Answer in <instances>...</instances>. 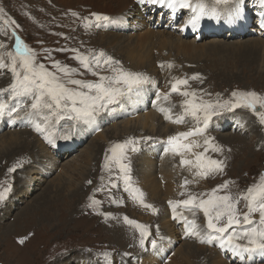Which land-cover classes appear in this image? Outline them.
Here are the masks:
<instances>
[{"label":"rangeland","instance_id":"rangeland-1","mask_svg":"<svg viewBox=\"0 0 264 264\" xmlns=\"http://www.w3.org/2000/svg\"><path fill=\"white\" fill-rule=\"evenodd\" d=\"M203 2L209 14L215 7L220 18L205 16L192 30L190 25L186 26L193 15L190 10L180 9L178 19L173 21L169 12L164 16L167 7L159 4L149 7L151 4L139 0H0V62L7 65L0 68V103L15 105L18 109L11 116L7 111L0 116V191L11 187L7 198L0 202V264H242L219 241L201 242L209 231L202 209L187 213L192 210L178 206L187 220L197 221L199 235H195L189 226L186 228L184 220L173 218L176 214L162 215L159 219L163 206L152 202L148 211L141 209L140 204H130L132 201L120 184L110 193L104 189L106 170L115 162L106 157H111L110 149L116 143L129 140L136 143L139 156L134 158L135 152L127 149L128 158L122 162L131 165L141 185L144 182L137 173L145 165L154 167L150 179L157 183L165 157L171 154L168 161L171 165L175 162L180 167L183 160L190 159L197 166L196 157L203 153L205 162L220 161L222 171L201 175L206 170L197 166V176L195 172L183 179L177 173L182 192L177 198L169 199V203L186 200L198 189L211 191L228 183L227 188H219L215 194L238 201L237 211L243 223L242 215L248 211V201L243 197L247 189L259 187L264 176V124L259 117L245 108L222 110L202 134L180 138V144L191 147L196 140V150L192 153L188 152L191 147L174 152L167 143L169 137L205 127L202 119L197 122L184 115V101L189 98L171 92L177 79L188 80L187 85L180 86L181 91H195L197 102L199 98L221 104L234 101L231 95L234 91H255L264 97V27L261 26L264 5L260 0H245L243 19L228 23L225 17L232 5H215L214 0ZM93 14L106 15L113 22H100L97 26ZM242 22L249 23L248 29L228 36L235 34L227 32V25ZM203 25L213 27L212 31L202 34L199 28ZM13 29L33 50L36 63L61 77L64 74L55 67L56 62L74 70L72 79L98 82L99 76L85 69L75 55L91 59L104 52L102 59L111 57L120 62L113 67L143 73L151 83L138 96L128 99L129 104L123 98L119 104L109 105V110L100 112L94 123L68 119L67 114L60 120L50 115L46 122L43 114L33 115L31 97L13 98L9 91L15 82L9 55H15ZM93 70L99 75H112L107 65L99 68L93 65ZM196 74L199 78L192 79ZM67 86L86 91L76 85ZM148 94L149 102L143 96ZM165 94H169L167 99ZM139 104L144 106V112L156 113L159 123L154 131L141 126L139 120L146 114H142ZM158 107L173 119L183 116L184 122L167 119L166 112L157 111ZM36 123L42 127L47 124L46 131L37 132ZM158 128L163 131L158 140L140 142L137 139L139 129L155 136ZM49 133L55 146L45 139ZM75 136L84 141L78 146H75L78 142L73 144L72 154L65 144ZM163 137L166 140L160 142ZM206 140L210 143L206 144ZM166 144L168 148L163 149ZM156 145L160 146L152 148ZM12 168L16 170L10 171ZM97 191L104 193L93 195ZM212 192H197L196 197L207 200ZM45 193H51L49 198L34 206L35 199ZM94 200L99 203L92 208ZM161 201L164 203L167 199ZM123 217L148 228L150 235L145 237L143 246L137 234L139 228L119 225L117 219L123 221ZM251 218L258 221L259 213H253ZM184 228L185 235L179 236ZM115 229L122 230L130 239L106 238L105 233ZM152 240L156 241L155 247ZM238 242L247 243L246 240ZM251 264H264V255L252 254Z\"/></svg>","mask_w":264,"mask_h":264},{"label":"snow or ice","instance_id":"snow-or-ice-1","mask_svg":"<svg viewBox=\"0 0 264 264\" xmlns=\"http://www.w3.org/2000/svg\"><path fill=\"white\" fill-rule=\"evenodd\" d=\"M140 3H148L152 5H161L167 7L175 13L178 9H188L193 15L189 17L186 22V26L190 25L192 30H195L202 18L209 16V18L219 19L220 14L216 11L215 7L211 9V12L206 11V5L203 0H139ZM215 5H232L228 10L225 17L228 23H237L243 19L242 9L245 4V0H214ZM260 3L264 5V0H260ZM264 11V10H262ZM76 15V13H73ZM95 15L97 26H100V22L112 23L111 17L106 15ZM261 26L264 27V16H262ZM12 35L15 37V55L9 53L12 56L11 71L15 77V82L10 85L9 91L15 97H31L32 103L30 105L33 109V115L43 114L44 121H49V116H54L57 120L64 119L67 114L68 119H73L85 123H94L96 116L100 112L108 111L109 105L119 104L123 98L131 100L134 96H138L140 90L147 84L151 83L149 77L139 72H131L123 69V67H113V65H119V61L113 60L111 57L102 59L105 57L104 52H100L98 55H94L91 59L83 55H77L75 59L79 60L83 67L89 71H92L93 75L99 76L98 82L86 83L79 79H72L71 75L73 69L60 65L56 62L55 67L64 76L57 75L56 72L49 71L43 64L36 63V57L33 50L28 47L27 44L15 33L13 29ZM2 46V45H0ZM64 51V49H61ZM19 58V59H17ZM93 65L96 68L107 65L111 71V76L99 75V73L93 70ZM7 67L4 63L0 62V68ZM199 78V74H196L192 79ZM76 85L86 91H76L74 88H70L67 85ZM187 79H177L171 86L172 93H180L186 98L184 101V115L191 116L197 122L203 121L204 128H197L188 132H181L178 136L169 137L167 143L172 151L177 152L180 148H190L191 145L180 144V138H188L193 135L202 134L209 122L214 116L220 115L222 110L233 111L238 108L250 109L254 114L259 117L261 124H264V97L260 96L255 91L240 92L234 91L231 95L235 98L234 101L229 100L221 104L219 101L211 103L203 101L199 98L197 102V93L195 91H181L183 85H187ZM169 94H165L164 98L167 99ZM17 106H9L7 103H0V116H11L13 112H16ZM47 110V114L45 113ZM161 111L166 112V118L173 120L174 123H183V116L173 119V117L167 113L165 109ZM201 113L203 114L201 117ZM37 132H45L47 124L42 127L39 123L35 124ZM67 138V137H65ZM45 139L50 145H54V140L51 133L45 136ZM206 144L210 141H205ZM131 146L132 151H138L136 143L132 140L125 141L123 143H116L111 149V159L119 163L121 172H123V182L125 184V190L130 191L131 176L129 175L130 167L128 164L122 161L126 159V150ZM219 150V149H215ZM197 166H203L205 173H199L205 175L208 172L222 171V164L220 161L209 159L207 162L203 160V153L196 157ZM183 164H190L192 161L183 160ZM15 168L10 171H15ZM261 184L259 187L253 186L247 189V195L243 199L248 201V211L242 215L243 223H241V216L237 211L238 201H233L228 195L217 196L215 193L219 188H227L228 183L218 186V189H214L211 198L207 200L200 199L196 196H191L189 199L171 202L173 207L183 205L188 210L202 209L207 217V229L205 238L201 239L202 243H213L219 241L222 248L228 249L231 253L238 257L242 264H251L252 254L259 253L264 255V176L261 177ZM91 183V182H89ZM187 183V181H186ZM115 187V184H113ZM11 191V187L5 188L0 191V202L7 198V194ZM143 204V193H139L137 197ZM99 201H93V204H98ZM145 207H152L151 205H144ZM153 211L155 209L153 208ZM253 213H259V219H252ZM110 215V214H107ZM174 219H182L189 224L192 229V234L199 235L196 231L195 221H188L182 214L173 217ZM125 221L134 225L140 229V244H145V237L150 235L148 228L145 225L139 224L137 221L131 220L125 217ZM256 225L255 227H248L250 225ZM230 229H233L229 232ZM236 229H239L238 231ZM227 234V235H225ZM239 240H246V244L239 243ZM152 246H156V241H151ZM245 253L249 254L248 257Z\"/></svg>","mask_w":264,"mask_h":264},{"label":"bare ground","instance_id":"bare-ground-1","mask_svg":"<svg viewBox=\"0 0 264 264\" xmlns=\"http://www.w3.org/2000/svg\"><path fill=\"white\" fill-rule=\"evenodd\" d=\"M149 7H152V4ZM185 10H188V9H185ZM179 11H180V9H178L175 13H173V11L171 9L167 8L165 10V12H164V16H165V14H168V12H169L171 14V16H172L171 18H173V21H176L178 19L179 14H180ZM263 15H264V13H263ZM240 24H242L241 28H240ZM240 24H230V25H227L228 30L225 28L227 30V32H229V33L232 32V33L235 34V35H232L231 34V35H228V36H230V37L231 36H236V34L240 33L241 31H244V30L248 29V25H249L248 22L245 23V24H243V22H242ZM214 27H216V26H214ZM212 29H213V27H211V26L203 25V26H201L199 28V31L202 32V34H204L205 32L206 33L207 32H211ZM262 31H264V28L262 29ZM247 32H249V31H247ZM247 32H245V33H247ZM222 34H224V33H222ZM75 57H76V55H75ZM143 96L149 102V100H150L149 94L148 95H143ZM127 103L129 104V100L128 99H127ZM147 106H149V105L147 104ZM138 108L143 111L142 114H146V115H144L139 120V122H141V126L144 127V128L145 127H149L150 129H152L154 131L155 128H156V125L159 123V121L156 118V113L154 111L149 112V110H147V112H144L145 108H144V106L142 104H139L138 105ZM157 111H161V107H158ZM98 115H101V113H99ZM133 119H135V118H133ZM160 119H161V117H160ZM138 131H139V134L140 135L137 137V139L140 142L149 141L151 138H156L158 140L159 139V136L161 137L163 135V131L162 130H159V128L156 130V135L155 136L154 135H148L147 132L145 130H143V129H139ZM141 132H144V134L141 133ZM132 139H134V137ZM125 140H128V138L127 139H124L123 141H125ZM163 140H166V137H163L160 140V142H162ZM83 141H84L83 138L78 137V136H75V139L73 141H70L69 143L67 141V143L66 142H64V143H66L65 145L68 147V150H70V152L73 154L74 153V150H75V146L81 145L83 143ZM195 142H196V140H193V145L190 148V150L188 151L189 153H192L193 151L196 150L195 147H194ZM74 143H77V144H75V146H73ZM200 144H202V143L200 142ZM158 146H160V145H156V146H154L152 148H155V147H158ZM130 148H131V146H129L128 149H130ZM162 148L163 149H166V148H168V145L166 144L165 147H162ZM134 152H135L134 158H137L139 156L140 151L138 150V151H134ZM170 159H171V154L169 156L165 157V159L163 160L164 163L161 164V167L159 169V174H160L159 177L160 178L156 177V179H159L157 183H154V181L150 179L154 175V172H155L154 171V167L152 165H150V166L149 165H145L144 168L142 169V171L140 173L139 172L137 173L139 179L144 182V185H141L140 182L138 181V179H136L134 177V174H133V172L131 170V165L128 164L129 167H130L129 175L131 176L130 185H131V189H132L130 191H126L125 190V187L126 186H125V184L123 182V175L124 174H123V172L119 171V169H118L119 168V163L118 162H114V164H112L110 166V168H108L106 170V173L108 174V176H107V179L106 180L104 179L105 180V182H104V189L110 193L111 191H113V190L115 191L117 189L116 185L120 184L121 187H122V189L125 191L127 197L130 199V201H132V203H130V204H133V205L134 204H140V208L141 209H145V210H148V207H145L144 205L145 204L149 205L152 202L155 203L158 206H163L162 212L159 214V219L161 218L162 215L163 216H166L168 214L167 215V217H168V216H170L172 214H176V215L183 214V213H185L183 210L182 211H179L178 210V207H175L174 208L173 205L169 203V199H175V198H177V196H179L177 194L179 192H182L180 190L181 188L179 189V187H178L180 185L177 184L176 174L178 173L177 176L178 177H181L182 179L185 178V177H190V176L195 175V172H196V175L195 176H197V166H194L195 164L193 162L190 163V164H183L182 163V165L180 167L175 162L171 165L168 162ZM188 160L191 161L190 159H188ZM26 161H28V159ZM125 164H127V163H125ZM157 172H158V170H157ZM30 182H33V179H30ZM113 184H115V187H113ZM133 184H136V186H133ZM170 185L172 187H170ZM196 191L197 192H202V193L203 192L210 193L213 190H211V191H202V189H198ZM141 192L143 193V202H144L143 204L140 202V199L137 198L139 196V193H141ZM197 192H193L192 194H194V196H196L198 194ZM103 193L104 192L97 191L96 193H93V195H95V194H103ZM50 194L51 193H48V194L45 193V194L40 195L39 197H37L35 199L33 205L34 206H36V205L37 206H40L45 200H47L49 198ZM208 197H209V195H208ZM162 198L167 199V201H165L164 203H162V201H161ZM95 205L96 204H93L92 203L91 207L93 208V207H95ZM187 213H196V212L192 210V211H188ZM188 221H192V220L188 219ZM117 222L123 228H124V226H128V228H131V227L134 226V225L128 224L125 221V217H123V221H121L120 218H118L117 219ZM188 226H189V224L187 223L186 228ZM195 227H197V221H195ZM186 228H184L181 233L179 232L178 235L183 237V235H185V233L183 231L186 230ZM197 229L198 228H196V230ZM202 232H203V230H202ZM137 234L139 235V237L141 236L140 233H137ZM164 234H165V231H164ZM105 236L108 239L111 238L113 240H120V241H122L123 238L130 239L128 237V235L126 233H124L122 230H116V229L115 230H111L108 233H105Z\"/></svg>","mask_w":264,"mask_h":264}]
</instances>
